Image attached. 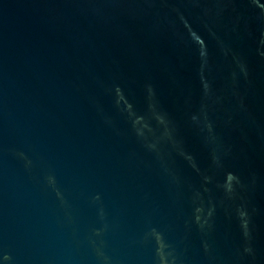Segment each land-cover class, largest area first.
<instances>
[{
	"label": "water",
	"instance_id": "1",
	"mask_svg": "<svg viewBox=\"0 0 264 264\" xmlns=\"http://www.w3.org/2000/svg\"><path fill=\"white\" fill-rule=\"evenodd\" d=\"M0 264H264V0H0Z\"/></svg>",
	"mask_w": 264,
	"mask_h": 264
}]
</instances>
